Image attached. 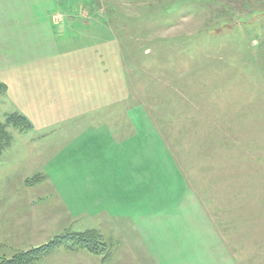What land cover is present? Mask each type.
<instances>
[{
  "label": "rangeland",
  "instance_id": "rangeland-1",
  "mask_svg": "<svg viewBox=\"0 0 264 264\" xmlns=\"http://www.w3.org/2000/svg\"><path fill=\"white\" fill-rule=\"evenodd\" d=\"M0 124V262L264 264V0H0Z\"/></svg>",
  "mask_w": 264,
  "mask_h": 264
},
{
  "label": "trees",
  "instance_id": "trees-1",
  "mask_svg": "<svg viewBox=\"0 0 264 264\" xmlns=\"http://www.w3.org/2000/svg\"><path fill=\"white\" fill-rule=\"evenodd\" d=\"M19 117L18 118H12V121H16V120H19V122H25L27 119L23 116L21 119H20V116L17 115ZM26 120H25V119ZM5 127L4 125L0 124V152L3 150L4 148V145H5V142L7 140V133L6 131L4 130ZM83 235V238H87V242L83 243V247L87 248V249H90L92 250H95L96 247L95 246H92V244L89 242L92 240V237H91V234L87 233V234H82ZM49 247V245H46L45 247L41 246V247H38L36 249H33L32 251L30 252H23V253H18L16 255H14L12 258L8 259V260H3L0 262V264H20V263H27L28 261H30L35 255L39 254L41 250H47V248Z\"/></svg>",
  "mask_w": 264,
  "mask_h": 264
}]
</instances>
